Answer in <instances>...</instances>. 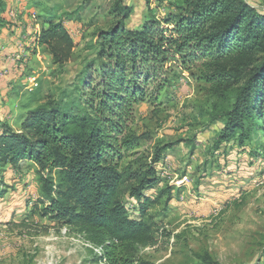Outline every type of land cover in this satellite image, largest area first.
Masks as SVG:
<instances>
[{
	"label": "rangeland",
	"instance_id": "obj_1",
	"mask_svg": "<svg viewBox=\"0 0 264 264\" xmlns=\"http://www.w3.org/2000/svg\"><path fill=\"white\" fill-rule=\"evenodd\" d=\"M242 1L264 16V0ZM119 2L130 7L124 24L134 30L179 12L178 0H0V134L23 132L29 111L41 105L83 99L89 77L101 83L96 69L107 66V56H99V37L116 23L111 12ZM50 22L73 40L63 64L39 42ZM203 59L189 71L173 65L163 90L149 84L148 96L124 115L134 146L123 163L155 167L153 198L166 190L152 210L158 243L140 257L149 264H264V130L243 146L232 139L216 147L237 86L212 91ZM260 62L246 66L240 85ZM47 202L37 166L0 165V264H105L101 247L44 214Z\"/></svg>",
	"mask_w": 264,
	"mask_h": 264
},
{
	"label": "trees",
	"instance_id": "obj_2",
	"mask_svg": "<svg viewBox=\"0 0 264 264\" xmlns=\"http://www.w3.org/2000/svg\"><path fill=\"white\" fill-rule=\"evenodd\" d=\"M178 10L134 30L124 24L130 7L119 2L111 12L116 23L99 37V56H107V66L96 69L101 83L89 77L83 99L41 105L29 111L23 132L0 134V165L37 166L48 199L44 214L101 247L105 264H149L140 252L158 243L159 215L152 210L166 190L153 198L155 167L139 171L122 161L134 146L124 115L148 96L149 84L161 92L173 65L189 71L204 58L212 91L237 86L216 147L232 139L243 146L264 130V16L242 0H178ZM39 42L56 63L70 59L73 40L59 23L43 28ZM260 60L240 85L241 72Z\"/></svg>",
	"mask_w": 264,
	"mask_h": 264
}]
</instances>
